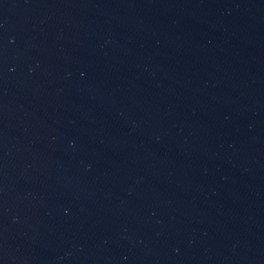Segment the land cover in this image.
Instances as JSON below:
<instances>
[{
    "label": "water",
    "instance_id": "water-1",
    "mask_svg": "<svg viewBox=\"0 0 264 264\" xmlns=\"http://www.w3.org/2000/svg\"><path fill=\"white\" fill-rule=\"evenodd\" d=\"M0 165L165 264H264V0H0Z\"/></svg>",
    "mask_w": 264,
    "mask_h": 264
}]
</instances>
